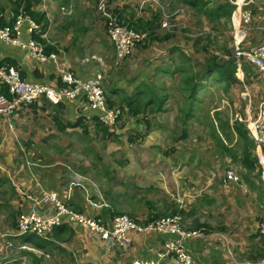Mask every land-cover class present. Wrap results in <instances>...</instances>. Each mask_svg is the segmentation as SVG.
Segmentation results:
<instances>
[{
	"label": "crops",
	"instance_id": "crops-1",
	"mask_svg": "<svg viewBox=\"0 0 264 264\" xmlns=\"http://www.w3.org/2000/svg\"><path fill=\"white\" fill-rule=\"evenodd\" d=\"M49 1L38 0L36 5H34V10L43 12L46 15L48 27L42 34V39L47 42H44L46 45L53 48L55 46L56 48L57 44L55 43L54 45L48 39V35L51 34L48 31L51 27L49 22L54 19L52 12L49 10L51 8ZM72 1L55 0L58 8L61 6L71 8V10ZM173 1H177L175 8H180L181 10L179 14L172 15L176 25L179 27L178 29H182L184 26L200 20H206L211 25L208 28L210 33L217 34L218 39L221 37L227 38L225 47L222 48L223 52L225 48L234 51L235 38L238 39L241 49L248 51L255 46L244 48L248 33L251 32L252 36L260 38V34L256 33L264 31V0H253L250 5L252 7V17L248 21L247 27L237 32L234 31V28L238 23V6L233 0H209L208 4L203 7L200 5L190 6L183 0H172V3ZM95 2L99 16L102 19L105 18V21L107 20L106 15L110 11L121 9L123 15H132L133 20L140 18L144 21L153 22V36L156 38L143 44V47L137 44L133 49L131 57H126L120 61L117 73L111 77L107 76L104 83L108 80V86L103 85V88L108 107L118 110V118L115 123L108 125L110 130H114L117 134L109 141H116L117 137L120 139L121 134H123L122 132H126L129 129L144 131V134L135 132L134 134L131 131H129V134L127 132L125 137L131 148L121 157V164L118 167L129 176L133 175L136 178L139 176L144 181L148 190L152 189L154 191L152 193L159 192V197H150L151 195L149 194L151 193L147 195L140 194L138 196L140 193L139 187L143 186L140 184V181L137 180L135 189L133 190L130 184L125 183L124 180H121L119 176L117 177L103 164V159L97 152V162L93 168L97 174H101L106 178L108 190L104 188L100 189L98 184L87 175L75 171L64 162L55 161L49 156H45L36 146L33 149L28 148L26 150L24 147L16 145L15 141L20 142L21 140L15 134L16 127L14 126L18 113L26 112V109L22 107L9 119L0 117V216L6 222L3 228L4 235L12 239L10 242L17 244L16 250L20 252V255L28 256L23 252L24 249L33 252L40 258L41 256L49 257L51 255L39 247H34L27 241L22 242L20 239L23 236H13L14 228L8 222V220L11 221L8 210L15 211L16 215L18 212L27 211L45 192L53 191L59 195V198L65 204L76 211L88 216L101 217L107 223H110L114 215L111 214L109 209L113 208L116 212L124 213L121 203L119 205L118 202L120 201V197L130 187L131 193L125 195L128 199L126 201L129 206L128 209H133L131 213L136 215L139 225H143L159 215H164L162 213L177 211L176 209H172L175 206L185 219L187 217H197L196 213L198 211L205 213L203 211L205 208L211 207L216 203L213 199L218 197L220 193L219 189L227 187L228 195V191L234 185H238V183L227 182L228 184L220 187L215 178L217 177L216 174L211 176L206 183L201 184L206 172L210 169L207 166L206 157L197 150L184 149L182 151V146L186 144L187 140L186 136L182 138V133L171 135L174 141L180 140L175 150L168 151L167 145L163 143L170 140L168 132L170 134L173 133L175 129L174 124L180 119L179 108L181 103L176 101L166 102L171 92L176 98L177 95L179 96L176 87L179 70H176V68L179 65H185L186 62L205 61V58H208L203 47L201 48L203 55L199 53L201 38L191 37L190 39H186L182 34L178 33L177 28L175 32H171L173 33L172 35L168 33V30L161 28L159 23L163 19V0H95ZM221 5H229V12L227 13L220 8ZM225 8L227 9V7ZM173 9L171 8V13ZM53 11L55 12L53 14H57L56 9ZM82 11H85L84 7H82ZM185 15L191 16V19H189V16L185 17ZM12 16L13 12L10 0H0L1 22L8 23V20ZM218 25L222 26L223 29L217 30ZM227 25L229 30L224 35L223 33L227 30H223ZM103 32L105 33V30ZM210 33L206 35L207 38ZM166 34H169V36L163 38ZM28 35L26 32L23 34L25 38ZM106 36L107 44L110 49L112 48V52L108 50L112 54V58H114L113 47L108 35ZM197 38L198 41L196 42ZM189 42H192L193 46ZM229 43L231 44V48L228 46ZM75 44L76 40L72 41V46L68 52H66L65 48L62 52L58 50L59 54L56 53L57 50L55 48L52 51L56 53L59 67L62 70L71 69L77 75L88 78L92 76L94 71H91L89 66L83 68L82 65L76 63L75 57L69 55ZM83 48L77 47L79 51L84 52ZM223 55L219 61L227 59L225 52ZM4 59L15 62L20 75L27 80L44 82L54 87L60 85L59 71L51 62H38L25 51L11 47L0 41V61ZM238 68H240L239 65ZM236 76L240 78L243 75ZM160 82L163 83L162 86H165L161 89L163 92L161 95H167L162 111L152 112L151 109L155 106L154 104L147 106L146 113L138 116L129 114L126 109H120V106L123 104L121 102L122 99L131 96L137 89L147 92L154 90V86H158ZM260 82V80L252 81V85L260 84ZM263 96L264 94L261 93L255 101L259 102ZM61 103L63 105L59 110L56 109L58 104H50L48 102L33 105H45L46 108H52V120L57 130L65 134L78 135L77 128L79 127H66L61 130L57 120L54 119L55 115H59L61 122L65 125L79 117H84V122L91 129L88 136L90 137L94 132V140L100 137L103 138L100 132L96 130V127L90 122V118L95 113L87 109L85 101L76 98L68 99ZM36 108L42 107L36 106ZM143 115H145L146 119L150 120L148 129L145 128V124L141 120ZM119 125L124 126L122 131H120ZM86 137H84V142ZM156 138L158 141H155ZM134 144H137L135 148ZM25 146L28 147L27 145ZM196 146L198 147V145ZM99 158L101 159L100 161L98 160ZM210 163L212 166L216 165L214 162L210 161ZM181 166L182 169L180 170ZM91 177L99 180L94 174ZM151 183H154L153 187L147 186ZM93 184L100 191L102 200L95 196ZM119 184L124 187V193L113 190V185ZM249 185L253 191L257 192L256 201H223L225 202L224 205H226H223L221 210L218 209L214 213L215 216L218 214L223 215L220 219L218 218V222L221 223L214 225L206 221L208 228L206 227L207 230L202 237H191L186 240L187 248L192 255L191 264H260V261L264 258V235L259 233L258 227L264 225V182L262 177H260V182H254ZM204 189L206 199H201V196L204 195ZM161 192L163 193V197L161 196ZM169 201H172V205L167 203ZM138 203L140 204L138 205ZM52 210L53 207L50 205L38 206V211L42 215H48ZM226 211L227 217H225ZM198 220L203 222L200 217H198ZM48 233L47 238L51 241L52 252L56 256H62L69 264H131L135 258L154 259L157 257V251L161 243L167 238L166 235L157 232L135 229L129 232V240L123 245H119L113 238L108 237L102 240L96 234L81 229L77 223L66 219H62ZM12 257L16 256L9 258ZM163 264L174 263L166 259L163 261Z\"/></svg>",
	"mask_w": 264,
	"mask_h": 264
},
{
	"label": "rangeland",
	"instance_id": "rangeland-1",
	"mask_svg": "<svg viewBox=\"0 0 264 264\" xmlns=\"http://www.w3.org/2000/svg\"><path fill=\"white\" fill-rule=\"evenodd\" d=\"M176 2L177 1H173L172 7L170 8H175L177 5ZM71 4L72 10L71 8L64 7H62L60 10L61 6L58 8V4H56L55 0L49 1V6L51 7L49 8V10L52 12V17H54V19L49 22L51 26L48 30L49 32H51V34L48 35L49 41L54 45L55 43L57 44V47L55 48L54 46V48L55 50H57L56 53L59 54L58 50L62 52L64 51V48L66 52H68L69 48L72 46V41L76 40L74 48H72L69 53L71 57H75V60H77L76 63L82 65L83 68L89 66L90 70L95 72V70L97 71L100 69V61L98 59H101V61H103L107 64L108 67H110L107 74L111 77L113 74L117 73L119 68H115L116 70L113 69L114 61L112 58V54L109 52V50L111 51L112 48H109L106 36L107 20L105 21V18L102 19L99 16L96 9L95 0H73ZM82 7H84L85 9L84 12L82 11ZM55 9L58 15L53 14L55 13L53 11ZM168 11V7H165V12L168 13ZM108 14L106 15L107 18ZM187 16L189 15H185V17ZM189 19H191V16H189ZM210 26L211 25L206 20H200L193 24L186 25L182 29H178L179 27H177V31L186 39H190L191 37H200V54H202L201 48L207 47L212 49H210L211 52L215 50L217 51L216 53L217 55H219V57H223L224 52L222 51V48L225 47L227 38L221 37L218 39L217 34L209 32L208 28ZM216 29L220 30L223 29V27L218 25ZM103 30H105V33L103 32ZM228 30L229 29L227 25L223 30L226 32H224L223 34L225 35L226 33H228ZM209 33L212 34V36L207 38L206 35H208ZM256 34H260V38H258L257 36H252L251 32L248 33L244 48L256 45L264 39L263 30L257 32ZM149 41L150 40L147 38L146 41L138 43V46L143 47V44L148 43ZM189 43L192 44V42ZM78 46L84 47L83 50L85 51H79L77 49ZM228 46L231 48L230 43L228 44ZM231 53L234 54V51H230V54ZM211 55H213V53H210L208 57H210ZM195 62L192 63V65L200 64ZM199 66H193V69L195 70L197 76L199 75V72L197 71L199 69ZM239 67L240 68H238L239 70L237 71L236 75L243 76L240 78L237 77L239 82L230 85V88L226 91L224 90V85H226V83L216 80L215 74H212L209 78L204 79L205 85L204 88H202L198 93V99L200 102L198 101L195 105V115L190 116L188 119H183L182 115V118L177 120L174 124L175 129L173 133L170 134L167 131L168 138L170 140L163 142L164 145H167L166 147L168 151L175 150L176 145L179 144L180 140L178 139L177 141H174L171 135H174L175 133H182V130H185V136L187 137V140L184 139L186 140V144L182 146V151L184 149H193L197 150L200 153H203V155L206 157L207 166H209L210 168L206 172L201 184L206 183V181L215 174L218 177L215 178L217 179L220 187H222V185L228 184L224 182L223 175L229 168L233 169L240 178L238 185H234L235 188L232 187L228 191V195L227 187L219 189L220 193L218 197L213 199V201H216V203L211 207L205 208L203 210L205 213L198 211L196 213V215H198L197 217H187L186 219L184 216H182L185 229H203V231H206L207 229H205L203 226L195 228V222L206 223V221H209L214 225L217 223H221L218 222V218L220 219L221 217H223V215L218 214L217 216H215L214 213L218 209L221 210L223 208V205L225 203L223 201H256L257 192L253 191L249 184L260 182L261 171L256 165V171L254 170L253 172L258 174L259 177L257 178L253 173L250 174V172H248L243 166L240 165V133L244 130L248 131V115L252 117L255 116L258 103V101H255V99L257 100V97L261 95V93L264 94V76L256 68L245 61H240ZM72 71L75 72L74 70ZM259 80L261 81L260 84L257 83L252 85V81ZM104 85L108 86V80L106 81V83H104ZM162 85L163 83L160 82L158 86H154V90L158 93L160 92V95L161 93H163L161 89L165 87ZM173 101L179 103L181 101V98L178 95L176 98L171 92V95L166 102ZM31 106L32 104L25 105L23 108L26 109V112L18 113V117L14 127H16L15 134H17V137L22 142L15 141L16 145H20L26 150L28 148L33 149L36 146L45 156H49L52 160L55 161L64 162L75 171L87 175L96 184H98L100 189L104 188L108 190L109 188L106 178L101 174H97L93 168L96 166L97 152L102 157L103 164H105L117 177L119 176L121 180H124L125 183L130 184L133 187V190L135 189L137 180L140 181V184L143 186L139 187L140 193L138 194V196L140 194L147 195L148 193H151L149 194L151 195L150 197H159V192L152 193L154 192L152 191V189L148 190L144 184V181L141 180L139 176L137 178L133 175L129 176L118 167L119 164H121V157H123L125 153L131 148L129 147L128 141L125 137L127 135V132L131 131L132 133L135 132L144 134L143 130L137 131L129 129L126 132H122L123 134H121L120 139H118L117 137L116 141L113 142L109 141V139L107 138L101 137L94 140L93 132L90 137H86L85 135L83 136V139L84 137H86L85 141L91 142V144H86L83 142V139L79 138L80 128H77V133L79 136L76 134L68 135L57 130V127L52 120V108H46L45 106L44 108L46 109H37L36 107ZM123 127V125H119V128H121L120 131L123 130ZM168 129L170 128L168 127ZM155 141H158V139L156 138ZM25 145H27L28 147H26ZM136 145L137 144H134V148ZM196 145H198V147ZM231 153H233V156L231 155ZM210 161L214 162L216 165L212 166ZM181 169L182 166L180 167V170ZM168 171L169 170L167 167V172ZM92 174L98 177L99 180L93 179V177H91ZM147 186L153 187L154 183L148 184ZM113 188V190L115 191H121V193H124V187L121 184L113 185ZM131 191L132 190L129 187L126 193H124L120 197V201L118 202V204L120 205L121 203V208L123 209L124 213L135 219V221L139 224L136 215H133L131 213L133 212V209H128L129 206L126 202L128 201V199L125 197V195L131 193ZM203 193L204 195L201 196V199H206L205 189L203 190ZM161 196L163 197L162 192ZM157 202L159 203V201ZM167 203L172 205V201H169ZM175 203L177 205L176 201ZM139 204L140 203H138V205ZM140 207H142V205H140ZM172 209L178 210L176 206ZM170 213L173 212L167 211L166 213L162 214L169 215ZM225 215V217H227V211ZM198 217H200L203 222H200L198 220ZM8 222L11 226V221L8 220ZM5 224V219L0 216V256H18L20 255V252L16 250L17 244L10 242L12 241V239H10L8 236H5L3 233ZM50 254L51 255L49 257L41 256V258L36 256L34 253L32 256L28 255L29 257L24 255L25 260L23 264H69V262L65 261L62 256H56V254L52 251H50ZM0 264H4L3 260H0Z\"/></svg>",
	"mask_w": 264,
	"mask_h": 264
},
{
	"label": "built area",
	"instance_id": "built-area-1",
	"mask_svg": "<svg viewBox=\"0 0 264 264\" xmlns=\"http://www.w3.org/2000/svg\"><path fill=\"white\" fill-rule=\"evenodd\" d=\"M163 1L161 27L169 32H175L178 26L172 15L179 14L181 10L174 8L171 13L172 0ZM233 2L238 6V23L234 28V31L237 32L247 27L248 21L252 17L250 5L253 0H233ZM165 7H168V13L165 12ZM39 28V24L21 6L13 16L12 23L0 24V41L25 51L38 62H51L59 71L60 85L54 87L44 82L24 79L20 76L18 68L0 61V84L5 85L7 90V94L0 93V117L9 119L22 105L37 103L41 99L50 104H59L68 99L80 98L85 101L90 112L97 114L101 122L105 125L114 124L118 118V110L108 107L103 88L110 67L98 59L100 69L95 70L88 78H83L70 69L62 70L59 67L56 53L53 51L47 53L44 45L32 36V33ZM106 31L113 45V68L122 59L129 57L133 53L134 47L138 43H142L148 36L146 31L130 28L116 15L107 21ZM24 32L29 34L28 37L23 36ZM233 48L237 66L240 65L241 58H243L264 76V39L248 51H244L241 49L238 39L235 38ZM247 129L252 141V151L256 154L258 168L264 182V96L257 104L255 116L248 115ZM223 180L225 183H238L240 178L233 169L229 168L225 171ZM93 186L95 187V196L101 198L100 191L95 184ZM39 205H50L53 210L48 215H42L38 211ZM62 219L77 223L81 229L96 234L102 240L108 237L113 238L119 245L126 243L129 240V232L135 229L153 231L167 236L161 243L156 258H135L131 264H163L166 259L174 264H191L192 255L187 248L186 240L191 237H202L205 232L203 229H185L183 218L179 212L156 217L143 225H139L135 219L123 213L114 215L110 223H107L101 217L88 216L76 211L65 204L57 193L49 191L45 192L29 210L18 214L12 235L31 234L46 238L48 232ZM258 231L264 235V225H260ZM0 260H3L4 264H23L25 256L9 258L4 255L0 256ZM260 264H264V258Z\"/></svg>",
	"mask_w": 264,
	"mask_h": 264
},
{
	"label": "trees",
	"instance_id": "trees-1",
	"mask_svg": "<svg viewBox=\"0 0 264 264\" xmlns=\"http://www.w3.org/2000/svg\"><path fill=\"white\" fill-rule=\"evenodd\" d=\"M185 3L189 4L190 6H197L200 5L203 7L204 5L208 4L209 0H183ZM11 2V8L13 12V16L18 12L19 8L22 6L27 14L30 15V17L37 23L39 24L40 28L32 33V36L39 40L43 45H45V51L47 53L51 52L52 50L54 51V48L52 46L46 45L44 40L42 39V34L46 31L48 27V19L46 15L43 12H38L37 10H34V5L38 2V0H10ZM227 7V9L225 8ZM229 5H221L220 8H222L225 12H229L228 9ZM113 15L118 16L120 20H124L130 28H133L135 30H141V31H146L148 33L147 38L149 40H153L156 37L153 36L154 33V28L152 25V21H144L140 18H137L133 20L132 15L125 16L122 13L121 9H113L112 11L109 12L107 21L112 17ZM13 16L10 20L7 22L2 21L0 19V24H10L13 21ZM160 27H161V21H160ZM162 28V27H161ZM164 29V28H163ZM107 33V31H106ZM169 34H173L168 31ZM169 34L164 35L163 38H167ZM108 35V34H107ZM212 36V34L209 35V37ZM146 41V39L144 40ZM143 41V42H144ZM198 41V38L196 39V42ZM111 42V41H110ZM112 45V43H111ZM113 47V45H112ZM204 51L209 55L210 53H213L210 51L211 48L203 47ZM217 50V49H216ZM214 51L213 55L208 57L207 59L205 58V61H197L195 63H200L198 64H186L185 65H179L176 70H179V77L177 79V89L179 92V96L181 98V105L179 108L180 112V119H188L190 116L195 115V105L199 101L198 93L199 91L204 88V79L209 78L212 74L216 75V80L225 82L226 85H224V90H228L230 88V85L235 84L239 82L236 73L238 71V66L235 62V57L234 54H230V50L225 48L224 52L225 55L227 56V59H223L222 61H219L221 57L217 55ZM242 61H245L243 58H241ZM246 62V61H245ZM1 63H6L9 65H14L16 68L17 66L15 65V62H10L6 59L2 60ZM120 64V63H119ZM119 64L115 67L117 68ZM193 66H199V69L197 70L199 72V75L197 76L195 73V70L193 69ZM113 68L114 70H116ZM22 78H24L22 75H20ZM107 78V77H106ZM25 79V78H24ZM104 85V83H103ZM0 93H5L7 94L6 86L3 84H0ZM167 98V95L162 94L160 95L158 92L155 90H150L149 92L147 91H140L137 89L135 93H133L131 96L126 97L125 99H122L121 102L123 104L120 106L121 110L126 109V111L133 115V116H138L140 114H145L147 106H151V104H154L155 106L152 107L151 111L152 112H158L163 110V104L165 103V100ZM200 102V101H199ZM44 104L46 101L44 99H41L39 102L34 103V104ZM30 105V104H27ZM63 104L59 103L56 106V109L59 110L61 109V106ZM25 105H22L20 108L24 107ZM40 106L44 108L45 105H33L32 107ZM16 110L15 112L19 111ZM54 119L57 120V123L59 124V128L61 130L65 129L66 127H71L74 128L78 126L81 128V134L80 138L83 139V136H88V134L91 132V129H89V126L86 122H84L85 118L84 117H79L75 119L74 121H71L65 125L61 122V118L59 115H55ZM91 123L96 127V130L100 132L101 136L103 138H107L109 140L113 139V136L117 134L114 130H110V127L108 125H105L103 122H101L95 113V115L92 116ZM145 124V128L148 129L150 126V120L146 119L145 115L141 118ZM185 136V130H182V138ZM240 165L243 166L250 174H254L257 178L259 177L258 174L254 173L253 171H256V165L257 167L258 162H257V157L256 154L252 151V141L249 136L248 131L244 130L243 132L240 133ZM84 140V139H83ZM84 142V141H83ZM84 143L86 144H91L90 141H85ZM233 156V153H231ZM100 157V156H97ZM99 161L101 160L100 158L98 159ZM109 211L111 212L112 215L116 214H123V212H116L113 208H110ZM181 213L179 210L174 211L173 213ZM9 213V218L11 219V226L15 229L16 226V220L17 216L20 212L17 213L15 211H10L8 210ZM98 217V216H97ZM158 217V216H157ZM156 218V217H155ZM154 219V218H153ZM152 220V219H151ZM150 221V220H149ZM148 222V221H147ZM204 227L207 229V224L206 223H199L197 222L195 225V228L197 227ZM207 227V228H206ZM49 234V233H48ZM47 234V235H48ZM23 237L20 239L22 242L27 241L29 244L33 245L34 247H39L41 250L50 253L51 250V241L48 240V236L46 238L43 237H38L34 236L31 234H26L22 235ZM26 255H33L31 251L24 250L23 251Z\"/></svg>",
	"mask_w": 264,
	"mask_h": 264
}]
</instances>
